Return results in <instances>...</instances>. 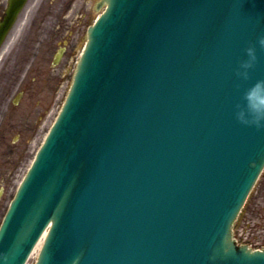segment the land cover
<instances>
[{"label": "water", "instance_id": "water-1", "mask_svg": "<svg viewBox=\"0 0 264 264\" xmlns=\"http://www.w3.org/2000/svg\"><path fill=\"white\" fill-rule=\"evenodd\" d=\"M103 1L0 252H17L9 264H264L233 238L237 221L232 232L264 168V129L235 116L264 79V0Z\"/></svg>", "mask_w": 264, "mask_h": 264}, {"label": "flooded vegetation", "instance_id": "flooded-vegetation-1", "mask_svg": "<svg viewBox=\"0 0 264 264\" xmlns=\"http://www.w3.org/2000/svg\"><path fill=\"white\" fill-rule=\"evenodd\" d=\"M71 2L0 0V183L21 175L44 134L37 137L39 127L53 122L54 96L66 90L75 59L70 38L86 16L85 2ZM3 197L0 190V217Z\"/></svg>", "mask_w": 264, "mask_h": 264}, {"label": "rangeland", "instance_id": "rangeland-1", "mask_svg": "<svg viewBox=\"0 0 264 264\" xmlns=\"http://www.w3.org/2000/svg\"><path fill=\"white\" fill-rule=\"evenodd\" d=\"M96 1L97 0H72L71 2V4L74 7L75 6L78 7L79 5L85 2L84 5L86 7L85 22H84V25L80 33L78 34L77 31L76 32L74 31L70 38L71 42H74L76 40L75 53L73 55L74 58H76V56H79L82 50V46L84 45V41L87 36V28L95 20L96 16L99 13V10L95 9ZM74 60H72L70 63L71 69H72ZM62 95L63 94H60V96H57L56 94L54 96V108H53L54 110L52 112L53 116H55L58 110L60 109L62 100L64 98V95L63 96ZM45 129L46 127L42 129L40 126L37 137H41V135L45 133L44 132ZM14 130L15 129L11 130L12 134H10V136H13ZM20 177L15 180L17 183L19 182ZM14 182L13 183L11 182L9 185L3 182L0 183V190H1V193L4 194L3 201L5 204L8 202V200L11 199V197L14 195L17 189V185L13 186ZM236 235L239 241H247L252 246L264 245V172L262 173L261 177L257 181L241 214L239 215L237 219Z\"/></svg>", "mask_w": 264, "mask_h": 264}, {"label": "clouds", "instance_id": "clouds-1", "mask_svg": "<svg viewBox=\"0 0 264 264\" xmlns=\"http://www.w3.org/2000/svg\"><path fill=\"white\" fill-rule=\"evenodd\" d=\"M260 45H264V35L259 36ZM247 58L240 62L237 72L240 76L248 78L250 69L258 61L257 47L255 43L250 44L247 49ZM247 105L237 104L235 106V116L243 124L254 126L257 129H264V79H258L256 83L245 93ZM17 252H0V264H9L10 258L15 257ZM80 257L77 256L75 264H78Z\"/></svg>", "mask_w": 264, "mask_h": 264}]
</instances>
